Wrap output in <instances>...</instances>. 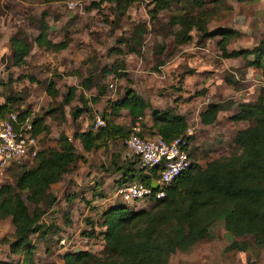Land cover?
I'll use <instances>...</instances> for the list:
<instances>
[{"label": "rangeland", "instance_id": "obj_1", "mask_svg": "<svg viewBox=\"0 0 264 264\" xmlns=\"http://www.w3.org/2000/svg\"><path fill=\"white\" fill-rule=\"evenodd\" d=\"M168 1L167 8L154 12L151 0L135 1L124 10L112 0H0V103L11 97V112L27 109L30 117H42L46 132L37 136L39 150L55 147L63 133L72 140L78 155L49 189L55 200L50 207L43 206L40 218L47 232L30 237L33 264H62L61 255L67 251L100 254V212L113 201L121 202L113 195L123 183L120 169L131 159L122 139L108 140L104 146L84 152L72 135L90 125L94 129L95 118L101 119L107 103L120 98L125 88H131L154 109H170L184 117L192 133L191 158L201 168L235 150V132L249 125L229 120L237 104L261 97L264 101V66L245 67L240 57H220L219 37L203 39L194 29L184 32L186 24L180 17L198 12L192 10L190 0ZM202 10L207 30L226 27L236 31L227 50L249 49L257 43L264 25V0H203ZM42 22L49 40H68L65 49L36 46L33 39ZM12 36L29 46L19 66L10 58ZM87 77L88 88L80 86ZM49 81L57 90L54 98L45 91ZM70 86L75 88L74 97L62 104ZM215 101L223 108L211 124H201L199 112ZM76 107L89 110L74 117ZM110 121L126 128L130 125L125 110ZM141 123L149 130L148 110ZM31 165L28 159L0 163V185L14 184L13 174L19 166ZM20 195L24 197L23 192ZM25 203L30 210L32 205ZM151 205L145 201L130 209ZM89 222L97 232L94 237L87 235ZM12 232L10 219L0 220V264H24L21 256L8 249ZM212 233L210 240H201L187 251H175L168 264H264V247L252 246L250 236L236 238L248 243L246 251L227 252L224 247L230 239L221 225L214 224Z\"/></svg>", "mask_w": 264, "mask_h": 264}, {"label": "trees", "instance_id": "obj_2", "mask_svg": "<svg viewBox=\"0 0 264 264\" xmlns=\"http://www.w3.org/2000/svg\"><path fill=\"white\" fill-rule=\"evenodd\" d=\"M124 10L129 4L140 0H112ZM153 11L168 7V0H151ZM249 1V0H237ZM192 10H198L192 17L182 18L184 32L196 30L203 39L219 37L217 46L222 58L244 60L245 67L261 68L264 66V25L258 41L251 48L227 50L226 45L236 34L231 28L217 27L207 30L206 13L203 12V0H190ZM33 42L45 50L59 51L66 48L68 40L59 42L48 39L45 23H40ZM10 58L15 66L21 65L29 53V46L12 36L9 39ZM122 76L118 73L117 76ZM28 80L36 81L28 76ZM90 78L82 79L80 86L88 88ZM230 82V81H229ZM74 87H68L62 99L67 104L74 97ZM46 93L54 98L57 90L49 81ZM5 97L0 103V118L11 112L9 99ZM79 100L82 97L79 96ZM258 99L252 103L241 102L236 111L229 115L232 122L246 121L248 126L235 132L232 142L235 150L228 156L212 159L204 168L193 161L189 167L164 188V196L152 202L148 208L130 209L121 202H111L100 212L97 226L102 236L103 248L99 255L88 250L67 251L61 255L62 264H168V259L175 251H187L197 242L212 239V226L220 224L230 240L224 251L243 252L248 248L245 236L251 237L254 247H264V101ZM95 98H92L94 101ZM223 106L220 102H210L199 112V121L203 125L211 124ZM88 107H76L72 116L88 111ZM125 110L130 118V125L137 117L143 118L146 110L150 116L149 130L142 126L140 136L159 135L169 141L182 135L187 128L182 115L170 109H154L149 102L131 88H125L123 95L107 103L100 114L103 126L74 132L72 138L77 140L84 152L100 148L108 140H124L129 128L110 121L111 116ZM17 121L22 122L29 116V110L16 113ZM32 134L38 136L46 132L42 117H30ZM141 123V122H140ZM129 125V126H130ZM142 125V123H141ZM128 164L120 169L123 183L139 180L150 186L157 177L156 168L144 171L138 167V157L130 155ZM78 159L71 139L59 134L56 146L39 150L29 167L19 166L13 174L14 184L0 185V220L9 218L13 227V240L8 249L12 254L21 256L24 264H33L31 259L34 245L32 235H44L46 225L40 221L44 207H50L55 198L50 187L60 181ZM120 182V181H119ZM121 183V182H120ZM115 185V184H114ZM20 192L24 193L21 197ZM26 202L32 205L29 210ZM90 223L88 236H96Z\"/></svg>", "mask_w": 264, "mask_h": 264}, {"label": "built area", "instance_id": "obj_3", "mask_svg": "<svg viewBox=\"0 0 264 264\" xmlns=\"http://www.w3.org/2000/svg\"><path fill=\"white\" fill-rule=\"evenodd\" d=\"M141 117L129 126L128 136L123 144L128 156L138 157V166L144 171L156 168L155 179L150 186L139 180L122 183L114 191V198L128 207L137 203L154 202L164 196V188L185 171L192 162L188 128L184 133L169 141L153 134L140 136ZM103 126L102 119L96 117L94 127ZM39 150L38 138L32 134L31 118L17 121L16 113L9 112L0 118V163L12 160H32Z\"/></svg>", "mask_w": 264, "mask_h": 264}, {"label": "crops", "instance_id": "obj_4", "mask_svg": "<svg viewBox=\"0 0 264 264\" xmlns=\"http://www.w3.org/2000/svg\"><path fill=\"white\" fill-rule=\"evenodd\" d=\"M128 155V154H127ZM222 227V226H221ZM224 230V229H223ZM225 232V231H224ZM226 234V233H225ZM225 236H227L228 238H229V235L228 234H226ZM230 239V238H229ZM262 248V247H261Z\"/></svg>", "mask_w": 264, "mask_h": 264}]
</instances>
